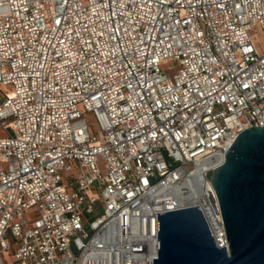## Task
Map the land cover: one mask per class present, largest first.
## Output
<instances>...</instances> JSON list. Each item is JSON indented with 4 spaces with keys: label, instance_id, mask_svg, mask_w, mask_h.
Listing matches in <instances>:
<instances>
[{
    "label": "built area",
    "instance_id": "obj_1",
    "mask_svg": "<svg viewBox=\"0 0 264 264\" xmlns=\"http://www.w3.org/2000/svg\"><path fill=\"white\" fill-rule=\"evenodd\" d=\"M257 26L264 0H0V264H154L158 214L198 206L227 247L211 174L264 126Z\"/></svg>",
    "mask_w": 264,
    "mask_h": 264
},
{
    "label": "water",
    "instance_id": "obj_2",
    "mask_svg": "<svg viewBox=\"0 0 264 264\" xmlns=\"http://www.w3.org/2000/svg\"><path fill=\"white\" fill-rule=\"evenodd\" d=\"M213 169L228 245L219 247L200 209L158 214L154 264H264V126L243 130Z\"/></svg>",
    "mask_w": 264,
    "mask_h": 264
},
{
    "label": "rangeland",
    "instance_id": "obj_3",
    "mask_svg": "<svg viewBox=\"0 0 264 264\" xmlns=\"http://www.w3.org/2000/svg\"><path fill=\"white\" fill-rule=\"evenodd\" d=\"M263 35H264V29L261 27V26H257L254 30H253V32H252V36H253V38H254V41H255V43H256V45H257V47H258V49H259V51L260 52H262V47H263ZM168 65H170V66H174L175 64H174V62H169L166 66H168ZM11 90V87L10 86H7V87H0V103L3 101V92L4 91H10ZM90 120H91V122L95 125V121H94V118L93 117H90ZM2 133H4L3 132V129H2V127H1V125H0V135L2 134ZM100 168L102 169V170H104V168H105V165L104 164H100ZM72 173H75V174H77V171L76 170H74ZM71 174V172H68V173H66V176H68V175H70ZM32 212H34V210H32ZM30 214H31V212H27L26 214H25V217L26 218H30L29 216H30Z\"/></svg>",
    "mask_w": 264,
    "mask_h": 264
}]
</instances>
